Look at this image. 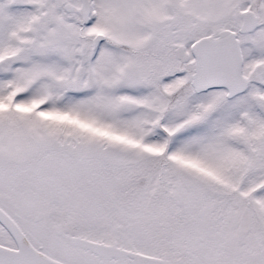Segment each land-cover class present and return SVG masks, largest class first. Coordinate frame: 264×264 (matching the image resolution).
I'll return each instance as SVG.
<instances>
[{
    "label": "snow or ice",
    "instance_id": "obj_1",
    "mask_svg": "<svg viewBox=\"0 0 264 264\" xmlns=\"http://www.w3.org/2000/svg\"><path fill=\"white\" fill-rule=\"evenodd\" d=\"M0 264H264V0H0Z\"/></svg>",
    "mask_w": 264,
    "mask_h": 264
}]
</instances>
